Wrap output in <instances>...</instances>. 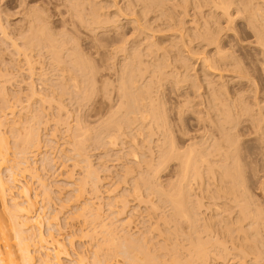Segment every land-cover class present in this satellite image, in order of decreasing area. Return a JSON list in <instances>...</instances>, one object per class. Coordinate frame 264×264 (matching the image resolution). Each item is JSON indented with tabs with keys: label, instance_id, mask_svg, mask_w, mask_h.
<instances>
[{
	"label": "rangeland",
	"instance_id": "obj_1",
	"mask_svg": "<svg viewBox=\"0 0 264 264\" xmlns=\"http://www.w3.org/2000/svg\"><path fill=\"white\" fill-rule=\"evenodd\" d=\"M74 1L76 0H0L1 21L6 28V32L0 29V70L4 78L8 79L5 82L8 100L4 103V98L0 96V130L7 139V148H0V157L10 159L12 163L25 160L20 163V169L16 168L17 177L20 178V183L30 187L31 195L36 201L31 213L34 214L35 210L41 214L40 229L46 237H49L50 231L60 238L67 250L60 254L64 264H94L96 252L99 258L108 257V245L104 239L106 224L112 222L113 231L119 238L124 235L136 237L139 234L151 238L153 244L148 245L167 263H170L169 255L177 250L182 259L192 253L198 264H247L250 259L238 257L231 237L223 235V227L236 219L240 212L239 206L231 196L218 195L221 182L218 185L212 182L207 162L201 164L202 176L195 177L194 169L189 168L190 176L186 180H183L180 158L169 159L157 170L155 166L148 168L146 164L151 157L158 156V144L169 134L181 149H185L191 142L198 143L197 147L201 149L203 145H212L221 138L216 125L218 118L208 111L204 102L208 92L206 75L210 70L216 74V82L227 83L231 95L236 90L243 89L247 101L252 105V114H256L259 107L264 106V70L263 63L259 61L263 55L257 43L255 29L247 23L244 13L235 12L233 16L224 13L220 17L223 37L221 46L224 51L221 54L229 56L224 60L220 58L221 54H215L204 67L202 58L206 52H192L188 72L174 56L177 54L183 57L192 47H200L202 44H199L198 39L192 43L188 41L187 51L181 53L178 46L174 45V38L169 36L171 40L163 41L159 47V53L166 57L150 59L147 55H142L149 67L148 72L139 77V84H143L144 88L154 86V91L150 96L148 94L147 108H153L156 103L164 114L170 131L163 133V128L159 127L153 133L147 128L148 125L143 124V134L147 136L148 146L140 148L143 137L134 127L142 124L135 121L133 114H128L129 108L127 104H123L126 98L121 95L120 77L122 67L130 61L128 53L132 52V42L141 31H134L131 22L120 18L116 23L119 26L104 23L106 27H99L94 22V16L89 15L92 11L88 8V2L85 1L84 17L79 18L74 9ZM108 1L113 4V0ZM116 1L124 3V0ZM175 1L170 0L169 3L173 4ZM178 3L181 5L183 0H178ZM123 5L125 11L131 13L127 5ZM204 6L205 14L210 17L213 3ZM110 8L115 9V6L111 5ZM236 8H239L238 2L231 9L233 11ZM197 10L195 7L190 11L191 15H186L185 18H193V13ZM179 11L181 16L185 15L182 7ZM166 20L165 14L157 20L164 29L157 32V35L175 32L168 29ZM43 26L47 37L40 33ZM214 27L218 25L214 24ZM122 31L123 33H119ZM50 41L60 50L58 55L51 48ZM208 48L216 50L215 45H209ZM77 52H81L83 61L89 62L93 67L90 90L86 92L81 88L77 91L70 87L62 100L30 97L32 82L40 90L43 83L55 84L57 78H61V74H58L61 72L58 70L59 65L71 67L81 74L71 62V55ZM31 56L35 60L33 64L29 62ZM157 59L162 62L161 67L155 66ZM216 60L218 64L214 63ZM237 62L241 64L240 70L236 68ZM31 65L34 67L31 68ZM127 75L126 71L124 77ZM131 89L136 91L135 88ZM46 91H49L48 88ZM151 97L154 101H151ZM139 115L138 113L137 116ZM211 115L213 116L210 117ZM123 117L126 120L120 131L112 124ZM105 124L106 133L99 135L97 140L94 138L95 134H99ZM34 129L35 144L23 149L21 135ZM114 132L119 134L117 143L110 144L109 135ZM263 134L264 130L258 129L257 122L249 114H243L240 123L230 130V135L237 142L232 147L228 146L231 148V158L228 161L239 158L240 167L234 164L232 167L240 170L241 177L238 179L245 183L246 195L254 207L264 206ZM141 149L147 153L146 162H138L132 155V150L141 153ZM208 156L218 171L219 167L215 163L218 156L215 152ZM85 158L98 170L100 179L96 181L97 190L93 183L86 181ZM10 162L2 163L6 174V165ZM131 168L132 173L124 177ZM143 175L158 189L173 193L181 183L186 187L190 186L189 181L193 183L192 202L189 206L202 201L199 210L202 225L198 227L204 230L203 224L217 221L210 230L201 232L203 238L216 241L215 245H209L211 252L206 258L195 257L193 249L189 248L190 239L197 237L191 223L186 220L176 221L174 217L171 219L173 205L161 203L159 194L148 188ZM228 185L231 187L232 183L229 182ZM19 186L18 184L12 193H7V204L11 205L13 196L18 202L26 200L27 196ZM136 187L140 188V195L136 194ZM238 191L243 193L242 189ZM88 201H91V207L85 211L82 207ZM122 204L124 212L120 213ZM3 208L0 196V212ZM92 213L96 215H91ZM247 221L248 218L245 223ZM50 226L54 228L50 230ZM219 243L229 250L223 251ZM30 248L34 249L33 246ZM172 248L174 249L169 253L168 249ZM54 251L52 257L55 256ZM33 254L36 255L37 264L46 257L44 252L38 250H33ZM121 258V255H113L109 257V262L123 264L119 261Z\"/></svg>",
	"mask_w": 264,
	"mask_h": 264
},
{
	"label": "bare ground",
	"instance_id": "obj_2",
	"mask_svg": "<svg viewBox=\"0 0 264 264\" xmlns=\"http://www.w3.org/2000/svg\"><path fill=\"white\" fill-rule=\"evenodd\" d=\"M85 1L88 2V8L92 11L89 12V15L94 16V22L97 23L99 27H106L104 23L117 26L118 24L116 23L118 20L126 19L133 25L134 31H141L138 32L139 34L136 35V38H134L132 42V52L128 53L130 61L125 65L123 64L124 66L121 69L120 77L121 95L124 99L126 98L127 101H124L123 104H127L129 108L128 114H133L135 116V121L139 125L142 124V126L134 127L137 128V133L143 137L140 148H146L148 146L147 136L143 134L145 131L143 124L144 126L148 125L149 127L147 126V128L153 133H155L156 128L159 127L163 128V133H169L170 131L168 129V122L164 118V114L160 111V107L155 103L153 108H147L148 94L150 96L154 91V86H146V88H144L143 84H139V77L148 72L149 67L142 59V55H147L150 59L161 56L162 58L166 57L159 53V47L163 41L171 40L169 36L174 38V45L178 46V50L181 53L187 51L188 41L192 43L195 39H198L199 44H202L200 47L197 49L192 47L189 53L184 54L183 57L177 54L174 57L176 61H181L180 66L184 67L185 71L188 72L191 66V53L206 52L205 56L202 58V66L205 67L206 62L210 63V59H212L215 54H224L222 50L223 46H221L223 37L220 31V17L224 13L229 16H233L235 12L244 13L247 23L255 29L257 43L260 45L263 55L259 58V61L263 63L262 68L264 70V0H183L181 5L178 3V0L173 4L169 3L170 0H124L123 4L127 5L131 13H127L125 11V6L118 3L116 0H113V4L108 0H76L74 1V9L80 16L79 18L84 17L85 13L83 12L86 8ZM211 2L214 6L211 7L210 17H208L203 8L205 7L204 5L211 4ZM236 2H238L239 8L232 11V5ZM111 5L115 6V9H111ZM180 7H182L185 12L183 16H181V12L179 11ZM195 7L198 8V10L193 13V18L186 19L185 16L191 15L190 11ZM158 11H161V13ZM164 14L167 17L165 24H167L168 29L175 32L170 35H167L168 33L157 35V32L164 30L161 28V24L157 23V20H160ZM214 24H217L218 27H214ZM0 29L6 32V28L1 21V15ZM40 33L47 37L44 26L41 27ZM119 33H123V31ZM142 34H144L143 37ZM30 43H32V41H30ZM50 44L51 48L54 49L58 55L60 50L57 49V45L52 41H50ZM209 45H215L216 50L209 49ZM222 54L220 58L224 60L229 56H227V54ZM32 58V56L29 58L31 64L35 63V60ZM71 62L75 69L80 71L81 74L76 73L71 67L59 65L58 70L61 72L58 74H61V78H57L55 84L43 83L40 90L34 85V82H32L30 85V97H38L41 100L45 98L62 100L70 87L75 88L77 91L81 88H84L86 92L90 90L93 74L92 65L89 62L83 61L81 52L71 55ZM214 63L218 64V61L216 60ZM235 65L237 69H241L240 63L237 62ZM155 66L161 67L162 62L157 59ZM33 67L34 65H31V68ZM204 67H202L203 71H205ZM126 71L128 73L126 76L128 77L127 79L124 77ZM211 71L212 70L209 72L206 71L208 92L204 102L208 111L214 113L218 118L216 125L220 131L221 138H218L212 145H203L202 148L200 147L201 149H198V143L195 142H191L185 149H181L182 147L180 148L174 137L169 134L165 139L160 140L158 144V156L151 157L146 166L148 165V168L155 166V170H157L159 166L166 163L169 159L173 157L180 158L182 159L183 180H186L190 176L188 171L189 168L194 169L193 174L195 177L199 178L202 176L201 164L202 162H207L210 166L209 177L212 182L215 185L221 182V186H216L218 187V195L231 196L236 200L237 206H239V214L230 225L226 224L225 227H223V235L231 237L233 248L236 251L235 254L238 257L241 259L248 257L250 259V262L247 264H257L258 262L264 264V206L258 205L254 207L253 202L246 195L245 183L239 181L241 177L240 170H238L240 167L239 158H233V161H228V159L231 158L229 153L231 148L228 146L230 145L232 147V145L237 142L236 138L230 135V130L240 123L243 114H249L252 120L254 119V121L257 122L258 129L264 130V106H260L258 112L252 114V105L247 101L243 89H238L235 91L234 95H231L227 83L225 81L221 83L216 82L214 79L216 74ZM221 77H223L222 74ZM3 78L4 74L2 70H0V96L4 98L2 101L5 103L6 100H8V90L5 85L8 79ZM163 78H165V73ZM46 88H48L49 91H46ZM131 88H135L136 91L133 92ZM151 101L154 100L152 99ZM138 113L140 114L139 117L137 116ZM212 116L213 115L210 117ZM124 120H126L125 117H123L122 120L116 121L112 126H116L121 131L123 130ZM131 124L133 125L134 122H131ZM105 133L106 124L102 127V131H100L99 134H95L94 138L98 140L99 135ZM121 133L122 132H120V134ZM118 136L119 134L115 132L111 133L109 135V143L116 144ZM35 138V129L27 132L25 135H21L20 140H22V148L27 149L33 146L35 144ZM261 138L264 139V134ZM0 148H7V139L4 137L1 130ZM78 148L79 145H77V149ZM21 152L25 153L26 151ZM132 152L134 159L138 162L141 160L143 162L148 161L147 153L144 149H141V153L137 150H132ZM214 152L215 155L218 156L215 163L219 167V172L216 170L214 164L211 163L212 160L208 156L213 155ZM198 155H200L199 158L197 157ZM10 161L11 160L6 157H0V196L4 207L0 212V264H37L36 255L33 254V250L44 252L46 255L38 264H64L60 257V254L67 252L64 244L54 233L49 231V237H46L42 232L40 229L41 214L35 212V210L34 214L31 213L36 205V201L31 195L30 187L27 184L20 183V178L17 177L16 168L20 169V163H24L25 160H20L15 163ZM83 161L87 162L86 181L93 183V185H95V190H97L96 181L100 179L98 170L89 163L88 159L85 158ZM4 162H10V164L6 165L7 174L4 173L2 168V163ZM232 164L238 168L236 167V169H233ZM132 171V168L128 169L124 177L131 174ZM143 179L152 192L159 194V201L161 203L173 205V216L171 215V219L174 217L176 221L186 220L191 223L197 232V237H192L190 239L189 248L193 249L195 257L206 258L209 252H211V250H209V245H215L216 241H214V239L208 240L203 238L201 232L210 230L216 225L217 221L203 224L204 230L198 227L202 225V216H200L199 212L202 207V201H198L189 206V203L192 202L191 192L193 183L189 181V187L181 183L177 191L173 193L161 188L158 189L145 175H143ZM229 182L232 183L231 187L228 185ZM18 184L27 198L22 202H18L15 200L16 197L13 196L12 199H14V201L9 205L6 203V195L9 191L12 193L13 189L17 187ZM238 188L242 189L243 193L240 194ZM136 194H141L139 187H136ZM115 201L119 202V199ZM243 201L244 203H242ZM88 202L89 203H85L82 207L85 211H88L91 207V201ZM122 206H120L122 208L119 209L120 213L124 212V204H122ZM91 215L96 214L92 213ZM247 218L248 221L245 223ZM54 219H56V217H54ZM113 224L114 222L106 224V238L104 241L108 245V257L99 258L96 252L93 259L94 264H110L109 257L113 255H121L122 258L119 259V261L123 262V264H198L196 259L192 257V253H189V255H186L185 259H182L177 250H174L175 252L173 251L169 255L170 263H167L166 260L164 261L162 257L160 258L159 255L154 253L152 247L148 245L153 244L151 238L145 234H139L136 237L133 235H124L123 238H119L113 231ZM52 227L54 228V226H50V230ZM57 227L61 229L60 226ZM220 244L221 243L218 245L220 248L222 247L223 251L227 252L229 250L227 246H221ZM3 246L4 248H2ZM30 246H33L34 249H31ZM100 247L101 246H99V249ZM52 248L54 250L57 249V251L55 252ZM173 249L174 248L168 249L169 253ZM53 251L55 253L54 257L51 255Z\"/></svg>",
	"mask_w": 264,
	"mask_h": 264
}]
</instances>
